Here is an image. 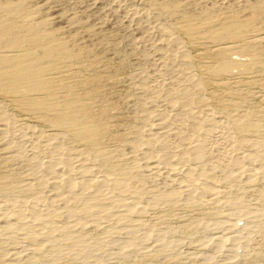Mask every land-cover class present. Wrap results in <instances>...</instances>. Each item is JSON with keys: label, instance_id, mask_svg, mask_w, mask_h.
I'll return each instance as SVG.
<instances>
[{"label": "rangeland", "instance_id": "374dc122", "mask_svg": "<svg viewBox=\"0 0 264 264\" xmlns=\"http://www.w3.org/2000/svg\"><path fill=\"white\" fill-rule=\"evenodd\" d=\"M22 1L0 0V113L35 153L0 147V264H264V0L120 1L161 21L196 82L192 112L206 118L173 157L184 190L145 169L133 30ZM20 71L34 75L12 81ZM49 160L61 172L45 174Z\"/></svg>", "mask_w": 264, "mask_h": 264}, {"label": "bare ground", "instance_id": "6f19581e", "mask_svg": "<svg viewBox=\"0 0 264 264\" xmlns=\"http://www.w3.org/2000/svg\"><path fill=\"white\" fill-rule=\"evenodd\" d=\"M25 1L27 0H23L22 2ZM38 1L39 3H43V5L47 6L48 11L54 19L63 20L65 16L74 14L79 17V21H81L84 26H98L104 29L111 30H133L131 41L135 49L138 51L136 53H138L137 55H139V57L141 58V63L143 65L140 74V82H138V87L143 97L142 103L140 104H143L150 111V113H148L150 114V121H148L151 122L150 127L147 128L149 130L146 136L151 143V148L148 152H143L145 155V169L151 176H153L156 182L158 181L159 183L161 182V184L163 183L166 189L184 190L187 187L186 181L188 176L187 173L183 171L185 169L179 170L180 167L179 169H177L173 165V157L176 155L179 145L186 144V142L190 140V137L194 133V130H197V126L206 117L203 119L199 114L192 112V102L194 96H196V82H194L191 78V73L184 53L182 52L178 44L175 43L169 33L162 27L161 21H159V19L157 20V18H155L154 16L149 15L148 13H146V11L144 12L143 10H136L131 7L125 6L120 2L121 0ZM204 1H206L208 4H218L219 7H224L229 4L236 6V4H239L241 2V0ZM26 4V2L19 3V8L21 10H24L22 6H25ZM4 32L5 31H2V33ZM16 67L19 69L18 65H16ZM3 73L4 71H2V68L0 67V80L4 75ZM33 75V73L20 71L19 73H16V75L12 78V81L18 82L20 80H24V77L28 78L32 77ZM8 126L9 125L6 123L0 113V147L7 150V152L10 154L17 153L20 156H24L30 160H33L35 153L33 148L34 138H32V136L30 135L23 134L24 136L20 135L19 137L18 135L16 139L15 136H12L8 132ZM212 128L216 127L213 125L207 126L206 132L212 134L210 130ZM214 134L216 135L218 134V132H214ZM14 140H16V146H14ZM133 148H135V146ZM56 151H58V149ZM44 156H46V154ZM37 157L38 155H36L35 157L36 160ZM18 161L20 160L18 159ZM40 162L42 163V161ZM223 163L224 166L227 167L225 165V162H222V164ZM59 165L60 162L58 164L56 161L51 162L49 160V162L43 165L45 167L44 173H54V175L57 174L60 171ZM57 179L59 178L57 177ZM67 182L70 186L72 185L71 181ZM70 186L64 187L68 188ZM80 186L83 188H87L86 183L81 184ZM56 187H59V185ZM94 189L96 191V194H99L102 197H107L109 192L105 179L101 182H98L96 186L94 185ZM49 190L51 189L49 188ZM209 196L211 195L207 190H200V192L196 194L197 199L208 198ZM40 206L42 205L40 204Z\"/></svg>", "mask_w": 264, "mask_h": 264}]
</instances>
